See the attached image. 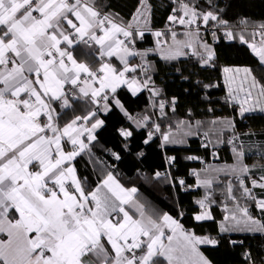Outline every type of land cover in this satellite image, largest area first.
Returning a JSON list of instances; mask_svg holds the SVG:
<instances>
[{
	"label": "snow or ice",
	"instance_id": "obj_1",
	"mask_svg": "<svg viewBox=\"0 0 264 264\" xmlns=\"http://www.w3.org/2000/svg\"><path fill=\"white\" fill-rule=\"evenodd\" d=\"M127 6L122 13L112 0H0V237H6L0 238V264H211L200 246L226 241L243 248L234 233L264 238V144L259 162L247 163L236 123L264 113V21L244 17L234 24L227 15L231 3L221 0H162L157 28L153 0H128ZM234 42L257 58L259 72L220 65L221 47ZM161 72L181 81L186 96L196 90L194 107L211 113L222 103L232 113L206 127L187 107L173 122L180 97L158 83ZM221 80L225 94L214 101ZM125 90L147 94L138 117L122 103ZM117 110L132 122L119 129L124 142L130 145L140 130L144 145L161 149L168 169L177 162L168 153L201 134L200 147L216 158L221 144L231 146L234 162L193 169L194 185L166 173L173 187L204 190L190 227L181 222L183 211L179 218L147 212L137 189L112 171L95 187L78 174L75 162L91 153L105 126L102 116ZM186 159L203 163L194 154ZM217 184L223 185L219 203ZM214 206L223 212L219 220ZM208 221L217 224L216 235L197 234ZM241 259L264 264V253L243 248Z\"/></svg>",
	"mask_w": 264,
	"mask_h": 264
},
{
	"label": "trees",
	"instance_id": "obj_2",
	"mask_svg": "<svg viewBox=\"0 0 264 264\" xmlns=\"http://www.w3.org/2000/svg\"><path fill=\"white\" fill-rule=\"evenodd\" d=\"M222 4L231 3V7L227 9V15L231 18L234 24L240 19L247 17L249 21L261 22L264 21V0H221ZM112 3L117 6L122 13L128 11V0H112ZM157 5L153 25L157 28L162 26V17L165 15V9L162 6V0H153ZM220 65L223 66H248L256 69L259 72L257 58L251 51L239 42H234L231 45L225 44L220 49ZM219 77L220 72L214 73ZM158 83L163 81L167 85L169 94H176L180 97V104L175 114V119H183L187 107H193L196 114V119H213L218 114L232 113L230 107H225L222 103L215 104L214 112H207L205 107H194L199 102L196 99V90H193L192 96H186L183 92L185 87L179 80H174L170 74L161 72L157 77ZM221 87L214 90L212 99L215 101L225 94L223 82ZM163 87V84H161ZM120 98L125 108L132 116H139L146 108L147 94H141L138 97H132L126 90L121 91ZM105 126L98 132L97 139L90 145L92 152L78 157L76 167L78 174L82 178H86V183L92 187L103 178L108 172L112 171L121 180L122 176L126 178H136V187L139 189L137 197L145 204L148 212L160 214L167 212L168 214L179 218L178 213L183 211L184 216L181 222L185 227H190L193 223L191 220L192 210L195 207L194 201L202 197V191L188 192L173 187L165 176L160 179L154 178L156 171H164L167 169L164 154L161 149L152 145H144L140 130L134 134V138L130 145L126 144L123 138L119 135V129L131 122L120 113L118 110L104 117ZM237 130L258 131L264 135V114H253L246 116L241 120L237 118ZM133 127V126H132ZM134 128V127H133ZM201 140L198 138L191 139L189 145L175 152H169V155H176V167L169 169L173 175L186 180L187 184L195 183V176L191 175L193 169L201 168V162L189 161L187 155L194 154L205 162H212L214 156L211 155V150H205L200 147ZM143 155H138L139 152ZM117 153L121 156L120 160H115L112 153ZM219 160L222 162H230V148L228 144L223 145L217 150ZM224 177L222 178V180ZM215 199L218 203L221 201L220 190L222 184L215 185ZM223 212L220 211L216 218L221 219ZM197 234L200 235H216L217 224L213 221L204 222L201 226L195 228ZM232 238L244 239L243 248H250L254 255L264 253V238L259 236L245 237L244 234L234 233ZM242 247L233 248L226 241H223L218 247H204L202 250L207 258L213 264H243L241 259Z\"/></svg>",
	"mask_w": 264,
	"mask_h": 264
},
{
	"label": "crops",
	"instance_id": "obj_3",
	"mask_svg": "<svg viewBox=\"0 0 264 264\" xmlns=\"http://www.w3.org/2000/svg\"><path fill=\"white\" fill-rule=\"evenodd\" d=\"M130 94V93H129ZM131 95V94H130ZM133 97V96H132ZM253 114H264V113H261L259 111H256V112H253L249 115H253ZM230 116L229 112H226L225 114H218V116H216L215 118H224V117H228ZM133 117H138V116H133ZM201 121H204L205 124H206V127H207V122L210 121L209 119H199ZM212 120V119H211ZM130 121V120H129ZM131 122V121H130ZM132 124V122H131ZM133 127H135V125H132ZM102 129V128H101ZM100 129V130H101ZM98 130L97 133H96V136L98 134V132L100 131ZM237 132L239 134H241V140L243 141L244 145H245V150H246V162L249 163V164H253V163H258L259 160H260V152L258 151V146L261 145V144H264V135L263 134H259L258 131H251L253 132L255 135L252 136L251 139L248 138V136L244 135V133L246 132H249V131H246V132H242V131H238ZM229 136H231V133H225V139H227ZM194 138H198L201 140V142L204 140V137L203 135L201 134L200 136H197V137H193L191 139H194ZM190 139V140H191ZM190 140L188 141V145H189V142ZM95 142V141H94ZM93 142V143H94ZM226 144V143H225ZM225 144H221L218 149H220L223 145ZM187 147V146H186ZM229 148H230V155L232 156V160L230 162H222L219 160V157L218 158H214L212 162H209V163H205L203 161V163H201V168L199 169H196L197 171H199L200 169L202 168H206V167H209V166H212V167H220V168H225L227 167L228 165L232 164L234 162V159H233V154H232V151H231V146L229 145ZM217 149V150H218ZM92 152V150H91ZM200 162V161H198ZM114 174V173H113ZM114 176L120 181L121 184H123L125 187H135L137 189V193H136V196L139 192V189L136 187L137 183H136V178H126L124 176H122V179L120 180L116 174H114ZM163 177V175L161 176ZM155 178V177H154ZM223 177H221L222 179ZM156 179V178H155ZM195 181H196V178H195ZM195 184V183H194ZM193 184V185H194ZM199 191H204L203 189H198ZM198 190H189L188 192H196ZM139 199V198H138ZM139 201L145 206V210L148 212L147 208H146V204L141 200L139 199ZM133 212V214H135V210H131ZM221 211L220 207H217V206H214L213 207V213L214 215L216 216L219 212ZM150 213V212H149ZM156 213H159V211H156ZM240 234V233H238ZM0 238H6V237H0ZM204 247H210V246H200V251L203 253V255L205 257H207L204 252H203V248ZM208 259V258H207ZM209 260V259H208ZM211 264H213L211 262Z\"/></svg>",
	"mask_w": 264,
	"mask_h": 264
},
{
	"label": "built area",
	"instance_id": "obj_4",
	"mask_svg": "<svg viewBox=\"0 0 264 264\" xmlns=\"http://www.w3.org/2000/svg\"><path fill=\"white\" fill-rule=\"evenodd\" d=\"M168 171H170V170H169L168 167H167V169L164 170V171H161V173H162L163 176H166V173H167Z\"/></svg>",
	"mask_w": 264,
	"mask_h": 264
}]
</instances>
